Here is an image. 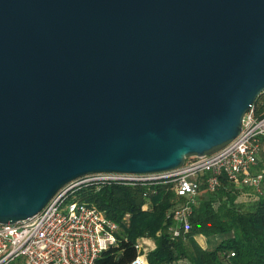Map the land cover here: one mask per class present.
Here are the masks:
<instances>
[{"label":"water","instance_id":"95a60500","mask_svg":"<svg viewBox=\"0 0 264 264\" xmlns=\"http://www.w3.org/2000/svg\"><path fill=\"white\" fill-rule=\"evenodd\" d=\"M263 92L264 0H0V222L214 151Z\"/></svg>","mask_w":264,"mask_h":264},{"label":"built area","instance_id":"2783aa9c","mask_svg":"<svg viewBox=\"0 0 264 264\" xmlns=\"http://www.w3.org/2000/svg\"><path fill=\"white\" fill-rule=\"evenodd\" d=\"M263 158L264 114L258 115L253 104L237 137L214 151L190 156L183 165L167 171L89 174L63 186L36 215L16 223L0 222V264H95L118 242L120 227L99 207L77 197L83 185L170 183L177 195L187 199L173 215L188 229L192 205L203 185L216 191L226 178L262 194L264 169L259 164ZM170 230L180 234L179 228ZM150 240L138 238V255L130 264H150Z\"/></svg>","mask_w":264,"mask_h":264},{"label":"trees","instance_id":"16d2710c","mask_svg":"<svg viewBox=\"0 0 264 264\" xmlns=\"http://www.w3.org/2000/svg\"><path fill=\"white\" fill-rule=\"evenodd\" d=\"M254 104L257 114L263 115L264 92ZM259 168L264 169V158ZM262 187V194L253 189L256 197L247 206L238 202L239 188L226 178L216 191L203 185L192 205L188 229L173 215L187 199L177 195L170 183L88 184L76 194L120 227L118 242L95 264H130L138 255L140 237L155 242L148 252L150 264H264V183ZM170 227L179 228L180 234L174 235ZM197 235L218 240L203 247Z\"/></svg>","mask_w":264,"mask_h":264},{"label":"rangeland","instance_id":"374dc122","mask_svg":"<svg viewBox=\"0 0 264 264\" xmlns=\"http://www.w3.org/2000/svg\"><path fill=\"white\" fill-rule=\"evenodd\" d=\"M237 187L239 188L238 202L240 204L244 203L248 206V204H250L252 200H254V198L256 197L254 190L250 187L241 185H238ZM217 240L218 238H215L213 240L208 239L207 245H215V241Z\"/></svg>","mask_w":264,"mask_h":264},{"label":"crops","instance_id":"0c3cea01","mask_svg":"<svg viewBox=\"0 0 264 264\" xmlns=\"http://www.w3.org/2000/svg\"><path fill=\"white\" fill-rule=\"evenodd\" d=\"M197 240L199 241V243L203 246V247H207V241L208 238L204 235H197L196 236ZM151 246L154 247L155 246V242L153 239L150 240Z\"/></svg>","mask_w":264,"mask_h":264}]
</instances>
